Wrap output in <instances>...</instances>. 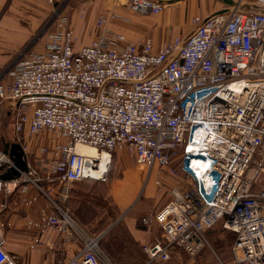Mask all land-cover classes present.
Masks as SVG:
<instances>
[{
  "label": "built area",
  "instance_id": "obj_1",
  "mask_svg": "<svg viewBox=\"0 0 264 264\" xmlns=\"http://www.w3.org/2000/svg\"><path fill=\"white\" fill-rule=\"evenodd\" d=\"M124 1L133 13L158 15L177 0ZM231 1L194 16L188 33L158 48L116 29L113 21L127 20L114 11L100 13L94 38L78 44L69 14L53 10L41 50L16 58L7 82L0 74L24 163L0 150V195H17L23 208L38 195L46 200L37 219L0 220V264H18L6 250L5 230L15 227L28 235V250L52 249L58 237L74 241L78 248L58 264H111L103 234L85 231L62 205L73 184L106 183L121 150L149 175L157 167L180 179L166 203L140 219L161 230L142 246L148 263L167 262L177 248L196 255L220 223L232 242L227 261L215 255L218 264H264V0Z\"/></svg>",
  "mask_w": 264,
  "mask_h": 264
},
{
  "label": "rangeland",
  "instance_id": "obj_2",
  "mask_svg": "<svg viewBox=\"0 0 264 264\" xmlns=\"http://www.w3.org/2000/svg\"><path fill=\"white\" fill-rule=\"evenodd\" d=\"M243 1L253 2V0ZM124 2V0L116 2L121 7L59 8H61L60 10L65 9L64 11L69 14L72 25L74 22L76 23L75 29L78 32L79 41L81 43L85 41L86 44L87 39L91 41L96 35L94 22L97 16L103 12L114 11L125 17L126 22L118 23L122 24L119 25V28L124 30L127 35L141 36L144 31L157 27L155 30L158 35L165 36L168 31V38L188 33L193 28L191 20L194 16H206L226 6L222 0H182L175 4V7H167L160 15L149 17L131 12L127 7H124ZM52 8L56 10L58 7ZM81 9L85 10L83 17H79ZM48 19L50 17L43 22L38 30L43 38L52 28V19ZM13 61L6 65L10 64L9 67H5L3 73H0L4 74L3 78H9L8 72ZM14 121L12 102L0 99V150H8L12 143L22 145L21 137L14 131ZM9 157L17 166L23 167L20 151H10ZM8 176H13L12 170L8 172ZM157 179H160L159 185L154 183ZM178 181L180 179L169 176L165 171L159 172L157 167H154L149 175L147 170L135 165L132 156L126 150H121L113 154V165L106 183L82 181L72 185L68 208L78 226L87 232L105 235L99 244L111 264H128L127 249L134 252L133 254L138 257L136 261H141V264H218L215 255L221 260L227 261L225 259L230 256L229 246L232 242V235L224 231L220 227V223L207 231V245L194 256L177 248L172 250L167 262L148 263V258L141 246H129V237L124 229V219L135 215L136 223L140 226L142 217L154 214L166 203L167 190ZM120 183L124 185L127 192L123 199L118 200L114 195V188ZM0 218L2 219V217ZM5 235H7L6 230ZM8 236L12 243V237ZM33 255L37 256L35 252L25 255L22 258L23 263L26 264ZM134 264L137 263L134 262Z\"/></svg>",
  "mask_w": 264,
  "mask_h": 264
},
{
  "label": "crops",
  "instance_id": "obj_3",
  "mask_svg": "<svg viewBox=\"0 0 264 264\" xmlns=\"http://www.w3.org/2000/svg\"><path fill=\"white\" fill-rule=\"evenodd\" d=\"M113 1L114 0H68L66 2L56 1L54 4H49L46 0H0V73H3L5 67H9L10 64L8 66L6 65L10 61L15 60L23 54L35 52L42 48L43 43L46 41L45 37L51 30L46 33L44 38L42 34H39L38 30L47 18L50 17L48 20H51L54 10L52 7H121L118 3L115 1L114 3ZM181 1L182 0H177L168 7H175V4ZM165 9L162 12H164ZM162 12H160L158 15H160ZM158 15L147 16L150 17ZM73 18H75L74 15ZM70 24L74 30V33L78 37V32L75 29L76 23L74 22L75 26L72 25L71 17ZM112 24L116 29L118 28L120 31L126 33L124 30L119 28V25L122 24L118 23V21H113ZM156 28L157 27L144 31V34L141 36H134L132 34H128L127 36L130 39L151 38L154 47L158 48L167 40L168 31L166 32L167 34L165 33V36H160L156 32ZM89 41L90 40L87 39L86 44H88ZM84 42L82 41L81 43L78 37V44L85 45ZM3 81L7 82L8 79L3 78ZM38 144L39 143H35L32 145L33 153H36ZM9 154L10 147L8 149V155ZM32 157L33 156H31V158ZM29 194L38 195V193H36L32 187L29 188ZM3 203H5L6 207L5 209H2L0 206V217H2L0 220H10L14 223L21 224L27 219H37L38 210L45 205L46 200L42 195H38V200L34 205L23 208L19 206L17 195L6 198L0 195V205ZM68 204L69 200L65 205L62 206H68ZM72 218L75 221L73 216ZM124 220V229L126 235L129 237V246L135 245L141 246L142 248L143 245H148L154 240L162 238L160 227L155 222H153L148 227H141L137 225L135 215L126 217ZM6 231V250L18 255V264H24L22 258L32 252H35L37 256L33 255L26 264H58L64 258L70 257L78 248L74 241H65L64 238L58 237L53 243L52 249H47L43 246L35 250H28L27 246L29 243V237L23 230H19L17 227H15L14 229H6ZM8 235L12 237V243ZM104 237L105 235H103L102 238ZM126 252L129 254L128 264H134V262L137 264L142 263L141 261H136L138 257L133 254V251L127 249ZM228 259L229 258L227 257L225 260Z\"/></svg>",
  "mask_w": 264,
  "mask_h": 264
},
{
  "label": "bare ground",
  "instance_id": "obj_4",
  "mask_svg": "<svg viewBox=\"0 0 264 264\" xmlns=\"http://www.w3.org/2000/svg\"><path fill=\"white\" fill-rule=\"evenodd\" d=\"M78 150L82 153H86V154H95V150L93 148L90 147H86V146H79ZM105 161V157L101 159V164L103 165ZM196 165L200 166L199 163H196ZM102 168L104 169V167L102 166ZM126 190L124 185H122L121 183L119 185H117L114 188V195L118 200H121L124 198V196L126 195Z\"/></svg>",
  "mask_w": 264,
  "mask_h": 264
},
{
  "label": "water",
  "instance_id": "obj_5",
  "mask_svg": "<svg viewBox=\"0 0 264 264\" xmlns=\"http://www.w3.org/2000/svg\"><path fill=\"white\" fill-rule=\"evenodd\" d=\"M225 4L231 5L232 1L231 0H223ZM10 151H21V147L18 144H11L10 145Z\"/></svg>",
  "mask_w": 264,
  "mask_h": 264
},
{
  "label": "trees",
  "instance_id": "obj_6",
  "mask_svg": "<svg viewBox=\"0 0 264 264\" xmlns=\"http://www.w3.org/2000/svg\"><path fill=\"white\" fill-rule=\"evenodd\" d=\"M4 152L8 154V150H5Z\"/></svg>",
  "mask_w": 264,
  "mask_h": 264
}]
</instances>
